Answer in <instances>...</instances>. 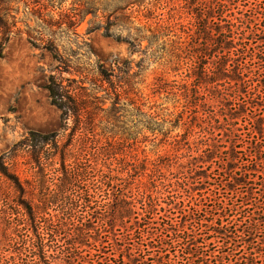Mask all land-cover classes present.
Segmentation results:
<instances>
[{
  "label": "rangeland",
  "instance_id": "1",
  "mask_svg": "<svg viewBox=\"0 0 264 264\" xmlns=\"http://www.w3.org/2000/svg\"><path fill=\"white\" fill-rule=\"evenodd\" d=\"M120 1L0 0V156L26 185L34 178L33 155L12 149L30 131L59 132L60 146L67 142L70 130L61 129L46 84L50 75L64 85L75 80L84 88V121L94 124L101 148L80 155L91 160L99 186L91 189L94 204L127 193L141 206L150 195L161 211L146 219L151 226L162 230L184 213L201 219L186 248L173 244L162 253L165 264H264V81L247 88L232 71L218 72L223 53L201 47L199 0H132L117 9ZM222 1L224 19L240 24L245 36L254 32L247 41L254 57L244 60L242 76L250 81L264 68V0ZM44 44H53L62 61ZM228 59L222 63L232 70ZM103 69L113 73L116 90ZM60 159L47 161L50 187L59 182ZM17 200L0 172V238ZM138 221L128 231L129 223H118L113 240L114 230L102 228L83 254L95 255L92 264L100 257L103 264H156L159 232ZM3 246L7 256L15 251L14 243Z\"/></svg>",
  "mask_w": 264,
  "mask_h": 264
},
{
  "label": "trees",
  "instance_id": "2",
  "mask_svg": "<svg viewBox=\"0 0 264 264\" xmlns=\"http://www.w3.org/2000/svg\"><path fill=\"white\" fill-rule=\"evenodd\" d=\"M130 3L132 0H121L117 9H123L125 4L129 5ZM198 7L195 13L196 19L201 25L200 27L198 24L199 30L203 29L202 49L208 50L215 47L220 53H223L217 63L218 72L229 77V73L232 71L233 79L241 81L247 88L249 83L264 81V40L261 52L263 71H260L259 68L255 70V74L258 75L255 77L258 79L256 81L254 78H251L250 81L244 80L243 72L248 69V63L244 60L247 57L252 59L250 56L254 57V51L251 50V55L247 51L249 45L247 41L254 32L245 36L246 31L239 28L240 24L224 19L223 15L227 8L222 0H199ZM29 41L34 46L38 44L31 37H29ZM42 42H44L43 39ZM3 48L4 42L0 41V57ZM44 48L53 53L57 61H62L53 44H44ZM205 57L206 53H200V59L203 60ZM225 58H229V61L234 59V63L230 65L232 70H228L225 64L223 65L222 62L225 61L223 60ZM101 73L116 90V86L111 80L113 73H108L105 69ZM203 73L209 75L205 68H203ZM75 83V80L71 82L69 80L68 84L64 85L62 80L50 75L46 84L51 103L60 110L61 129L64 132L70 130L67 142L60 146L59 132L30 131L26 138L12 149L14 153L30 152L33 155L34 159L30 164L34 169L32 172L34 178L26 181L27 185L9 168L3 155L0 156V172L10 181L18 197L17 211L14 210V216L5 220L4 237L0 238V247L14 243L15 251L11 256H7L2 253L4 248L1 247L0 264H74L76 262L92 264L95 255L83 254L86 251L84 247L92 248L94 246L91 239L98 241L96 237L100 236L102 228L106 227L105 231L112 230L110 233H113L118 223L125 226L129 223L126 227V231H128L130 227L140 226L138 220H144L141 227L145 226V231L157 230L159 232L157 247H155L157 248L155 259L157 260L156 264L160 262L165 264L162 262L164 257L162 253L168 251L169 245L172 247L173 244L179 245L180 248H183L181 245L187 247L194 237L192 235L194 228L199 229L202 226L201 219L197 220L193 214H186L184 211L182 212L184 213L182 221L177 223L169 221L167 226L161 230V228L151 226L153 221L146 222L147 218L152 219V216L156 217V214L161 212L157 206L159 203L150 195L146 196V200L141 206H137L135 198H132V195L128 196L127 193H124V196L131 197L130 200L119 196L121 198H116L115 202H109L102 206L93 203L91 189L92 187L97 189L99 186L95 187L91 179V160L80 159V155L86 156L88 148L94 149L91 155L93 153L95 155V151L101 152V148H95L98 140L94 137V124L90 122L89 125L84 121L87 112L86 107L82 104L84 88ZM70 121L72 122L71 126ZM83 129H85L84 133L78 134V132H83ZM89 143L91 145H88ZM92 145L94 146L92 147ZM58 154L61 158V167L58 169L59 182L55 184V187H50L46 184L48 181L46 164ZM69 158H73V160L68 163ZM90 184L93 185L90 186ZM171 204L177 205L175 202H170L169 205ZM172 209L173 207L161 210L170 212ZM98 222H102L100 226H98ZM114 235L115 230L110 236L112 240ZM14 236L18 237V239L15 237V241ZM100 258L98 264H103L104 260L102 257Z\"/></svg>",
  "mask_w": 264,
  "mask_h": 264
}]
</instances>
